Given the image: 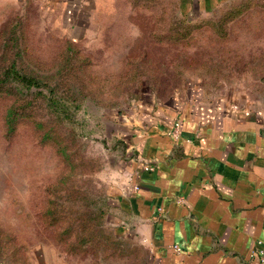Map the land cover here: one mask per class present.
Returning <instances> with one entry per match:
<instances>
[{"label": "rangeland", "instance_id": "374dc122", "mask_svg": "<svg viewBox=\"0 0 264 264\" xmlns=\"http://www.w3.org/2000/svg\"><path fill=\"white\" fill-rule=\"evenodd\" d=\"M190 5L0 0V33L18 43L0 62L19 47L18 66L42 74L67 104L65 113L54 111L42 87L0 92V264L146 263L143 244L107 215L113 142L102 136V115L125 111L146 91L166 97L190 78L264 100V0L205 12ZM11 103H23L28 116L9 135L3 118ZM35 118L69 143L71 160L40 140L45 128Z\"/></svg>", "mask_w": 264, "mask_h": 264}, {"label": "crops", "instance_id": "0c3cea01", "mask_svg": "<svg viewBox=\"0 0 264 264\" xmlns=\"http://www.w3.org/2000/svg\"><path fill=\"white\" fill-rule=\"evenodd\" d=\"M231 1L191 3L205 12ZM107 114V215L143 244L145 264H247L264 241V100L190 78L166 97L146 91Z\"/></svg>", "mask_w": 264, "mask_h": 264}, {"label": "trees", "instance_id": "16d2710c", "mask_svg": "<svg viewBox=\"0 0 264 264\" xmlns=\"http://www.w3.org/2000/svg\"><path fill=\"white\" fill-rule=\"evenodd\" d=\"M0 45L3 46V50L0 55V59L3 58L7 53H10V48H14L17 43V37L15 34L11 35L5 29L0 33ZM16 49V54H19V47ZM12 54V53H10ZM14 55H10L9 61L5 63L0 62V92H9L12 94H19V91L25 87L30 88L35 86L39 89V93L46 99L48 105L54 111H62L63 113L67 110V104L61 100L60 97L55 96L57 94L55 85L46 81L43 75L35 70H26L24 66H18L17 60ZM2 64V66H1ZM9 81L10 83H7ZM8 84V85H7ZM28 102V99L27 101ZM23 103H11L4 114L3 123L7 134H12L17 126L27 117L25 113V106ZM69 114V113H68ZM67 114V116H68ZM37 129H43L41 131L40 140L45 144L56 146L57 153L64 157L66 160H71L70 146L68 142H62L58 138V132H55L51 125L44 124L43 121L33 119Z\"/></svg>", "mask_w": 264, "mask_h": 264}, {"label": "built area", "instance_id": "2783aa9c", "mask_svg": "<svg viewBox=\"0 0 264 264\" xmlns=\"http://www.w3.org/2000/svg\"><path fill=\"white\" fill-rule=\"evenodd\" d=\"M180 128V119L174 118L172 120L171 126L169 127V135L177 139L179 136V129ZM175 248L178 250L179 247L175 246ZM247 264H264V241L258 240L256 245L253 246L251 249Z\"/></svg>", "mask_w": 264, "mask_h": 264}]
</instances>
